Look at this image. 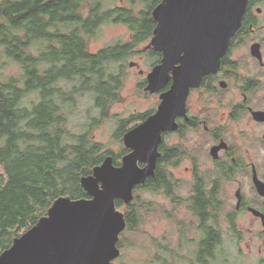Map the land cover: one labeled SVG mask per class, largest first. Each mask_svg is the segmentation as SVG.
<instances>
[{"label": "trees", "instance_id": "trees-1", "mask_svg": "<svg viewBox=\"0 0 264 264\" xmlns=\"http://www.w3.org/2000/svg\"><path fill=\"white\" fill-rule=\"evenodd\" d=\"M161 2L129 0L130 5L111 7L109 0H0V62L6 68L14 62L19 69L7 75L0 66V254L46 215L57 198L90 197L81 178L109 155L120 165L129 152L122 146L115 153L94 139L91 128L100 122L85 123L88 127L81 133L71 130L69 112L77 96L89 95L101 118L111 117L110 106L120 99L127 61L144 54L141 44L154 35L157 23L152 13ZM106 23L125 24L129 38L92 50L99 27ZM146 54L151 67L162 57L152 48ZM154 111L117 119L115 137L121 141L134 121H143ZM160 148L163 151V145ZM162 160L155 174L136 186L130 203L116 199L127 222L118 241L124 249L118 264H130L124 260L125 248L131 245L128 233L142 237L147 215L158 211L166 216L168 212L152 207L154 202L145 201L139 192L172 196L164 191ZM209 196L200 192L195 197L191 228L202 234L196 247L184 237L186 225H180V252L170 242L153 240V262L240 264L237 255L225 254L227 246H221L229 238V226L220 218L225 215V203L216 192ZM170 198L175 204L176 195ZM208 204L214 206L212 214ZM196 219L199 229L192 226ZM230 239L236 242L234 235Z\"/></svg>", "mask_w": 264, "mask_h": 264}, {"label": "water", "instance_id": "water-1", "mask_svg": "<svg viewBox=\"0 0 264 264\" xmlns=\"http://www.w3.org/2000/svg\"><path fill=\"white\" fill-rule=\"evenodd\" d=\"M249 0H162L153 9L151 42L162 54L147 74L146 89L160 94L158 107L127 130L129 152L120 165L112 155L81 178L90 197L57 198L48 213L1 252L0 264H116L120 233L126 228L116 199L130 203L137 185L155 174L162 134L177 128L191 86L216 70L241 27ZM136 62H130V66ZM144 73V70H140ZM143 164V165H142ZM239 193V191H238Z\"/></svg>", "mask_w": 264, "mask_h": 264}, {"label": "flooded vegetation", "instance_id": "flooded-vegetation-1", "mask_svg": "<svg viewBox=\"0 0 264 264\" xmlns=\"http://www.w3.org/2000/svg\"><path fill=\"white\" fill-rule=\"evenodd\" d=\"M176 122L175 130L163 132L158 158H163L164 191L176 195V203L161 194L171 204L185 205L194 219L195 197L218 193L227 236L234 235L250 253L257 250V264H264V0H249L218 68L189 88ZM182 167L186 178L178 176ZM208 207L212 214L214 206ZM198 225L196 219L192 226ZM191 230L193 237L185 230V239L199 240L202 234Z\"/></svg>", "mask_w": 264, "mask_h": 264}, {"label": "rangeland", "instance_id": "rangeland-1", "mask_svg": "<svg viewBox=\"0 0 264 264\" xmlns=\"http://www.w3.org/2000/svg\"><path fill=\"white\" fill-rule=\"evenodd\" d=\"M109 1L111 7L130 5L129 0ZM129 35V29L123 23H106L101 25L96 34V38L92 42V50H97L100 47L118 40H126L129 38ZM141 46L144 54L132 55L127 61V67L124 68L126 78L120 91V99L110 106L109 114L111 117L102 119L100 112L95 107L94 97L89 95L81 97L77 96L74 102L75 106H73V109L69 112L71 114V125L69 124V126H71V130L78 133L87 129L88 126H86L85 123L93 120L95 121V124L100 122L98 125L91 128L93 137L94 139L101 141L106 148L113 150L115 153H118L121 147L125 146L123 139L120 141L115 137L114 132L117 126L116 120L119 118L131 119L134 114L144 113L149 109H156L160 103V94L162 92L151 93L150 90L146 89L148 82L147 85H145L147 74L153 69V66H150V57L146 54V51L150 50V48L154 49V44L149 40L141 44ZM132 61L134 63L137 62L139 65L137 67L134 65L130 66V62ZM0 66H2V68L4 67L3 62H0ZM6 66L7 68L4 67L3 70L7 75L19 71L17 64L14 62H9ZM141 69L144 70L143 74L140 73ZM141 122L142 121L139 120L134 121L132 125L135 126ZM180 175L184 176V178L188 176L185 173L184 167H182L179 172L178 176ZM139 192L145 201L154 202L152 207H156L157 209L162 208L168 212L166 216L158 211L147 215L145 217L146 222L142 225V230H144V233L146 234L142 237L138 236V234L128 233L131 245H128L125 248L127 251L124 253V260H128L130 264H158L153 262V258L156 255V249L153 246L152 241L154 240L157 243L170 242L172 247L177 252H180V248L177 246L180 239L179 226L182 225L181 222H183L187 227V237L192 238L193 235L190 228V220H192L194 216L187 211L185 205L176 206L171 204L170 199L162 194L150 193L147 191ZM224 217L225 215L223 217L220 216V218L225 220ZM228 237L226 243L222 245L224 247L227 246L228 251L225 250V254L232 251L233 255H237L240 259V264L243 260H246L248 264H257L259 259L257 250H255L254 253H250L242 241L236 243L230 239L233 238L232 235L229 234ZM125 239L128 240L126 235ZM197 241V239H193V242L189 244L196 247ZM122 252H124V249L121 250V253ZM114 262L118 264L117 259Z\"/></svg>", "mask_w": 264, "mask_h": 264}, {"label": "bare ground", "instance_id": "bare-ground-1", "mask_svg": "<svg viewBox=\"0 0 264 264\" xmlns=\"http://www.w3.org/2000/svg\"><path fill=\"white\" fill-rule=\"evenodd\" d=\"M151 177V176H150Z\"/></svg>", "mask_w": 264, "mask_h": 264}]
</instances>
